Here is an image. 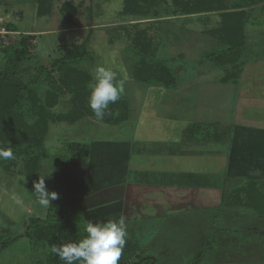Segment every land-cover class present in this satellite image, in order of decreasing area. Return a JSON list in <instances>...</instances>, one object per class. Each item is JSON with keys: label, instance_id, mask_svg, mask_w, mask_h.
Wrapping results in <instances>:
<instances>
[{"label": "crops", "instance_id": "1", "mask_svg": "<svg viewBox=\"0 0 264 264\" xmlns=\"http://www.w3.org/2000/svg\"><path fill=\"white\" fill-rule=\"evenodd\" d=\"M248 14L245 12L244 24ZM178 16L179 26L169 17L156 22L150 18L149 24L159 26L148 28L132 26L133 19L124 18L113 28L83 30L92 56L89 61L117 73V81L124 85L121 96L128 105V119L117 124L83 116L75 123L49 125L48 132L62 122L77 125L88 118L116 133L112 139H92L87 144L84 179L74 174L83 180L78 192L82 193L85 222H102L117 213V219L145 216L140 210L164 219L177 211L221 209L223 192L245 184L250 177L264 178V156H259L257 168L248 166L245 158L249 159V149L264 142L260 138L264 133V28L254 29L251 35L249 29L243 30L244 43L237 53L226 49L221 12ZM143 30L148 37H143ZM219 51L224 55L219 57ZM145 62L147 74L137 73V66L145 72ZM156 63L165 69L153 66ZM93 67L89 68L91 74ZM166 68L175 72V82ZM186 68H193V74L179 76ZM144 76L152 79L143 82ZM69 108L70 96L65 95L53 111L64 113ZM224 128L230 130L227 146L221 139ZM234 144L244 152L233 151ZM16 182L17 178L11 180L8 193L21 199L27 196L26 213L37 211L34 195L24 181ZM107 200L115 206H104Z\"/></svg>", "mask_w": 264, "mask_h": 264}, {"label": "rangeland", "instance_id": "2", "mask_svg": "<svg viewBox=\"0 0 264 264\" xmlns=\"http://www.w3.org/2000/svg\"><path fill=\"white\" fill-rule=\"evenodd\" d=\"M223 1L227 4V10L233 11L231 9L232 0ZM174 2L175 0H156V2L148 4L138 0L137 11L139 13L124 14L122 13L124 0H0V47L13 46L20 39L25 38L26 45L29 46L30 53L34 56L24 65L30 72L28 78L40 65H45L52 72V76H56V67L53 62L62 55L60 46L84 41L87 33L83 30L87 27L106 28L108 26L113 28L124 18L133 19L134 22H131V25L135 27L159 26L149 24L150 18H146L154 11L157 13L156 15H159L153 18L154 22L163 17H169L173 25L179 26L180 16L178 15L188 16L191 14H174L179 11L174 7ZM39 5L45 10L44 15L38 14ZM143 11H147V14L141 16V13L145 14ZM245 12H249L250 16L246 20L243 30L249 29V35H251L256 32L254 29L264 28V23H262L264 21V1L243 9L244 15ZM193 15L197 16L198 13H193ZM259 19L262 22H259ZM123 24L129 25L121 22V25ZM11 25L14 27L9 28ZM156 32L157 30L154 33ZM153 40L157 41V37H153ZM3 56L0 48V68L4 63ZM249 57H255V55L249 54ZM94 64H96L95 61H86L82 66L88 70L94 66V71L96 67ZM103 66L107 67V65ZM119 68L123 70V68ZM193 72V68H186L179 72V76L192 75ZM39 88L41 89V86ZM88 120V118L84 119L77 125H68L62 122L57 128L52 127L49 130L45 145L52 155H57L64 163H61L57 169H53L50 165L52 160L44 162L39 171L38 179L40 176L44 177L49 191L59 192L57 177H59L60 170L66 173L72 171L84 179L87 161L85 158L71 157L70 154H67L66 143L77 141L88 144L92 139H112L116 135L108 126L104 127L99 121H97L100 123L99 125L94 123L96 119ZM124 130L127 133L128 130L126 128ZM224 130L225 134L221 139L224 141L223 145L227 146L230 141L228 140L230 130L226 128ZM260 134L263 136L260 138H264V133ZM254 142L257 143L259 140ZM262 144L249 149V159L245 157L248 160V166L257 168L256 165L260 164L259 156H264V145ZM234 145L233 151L238 148L239 153L244 152L241 146ZM261 169L264 171V167ZM12 170L5 171L0 166V227L7 229L18 238L0 252V264H32L39 254L33 252L28 239L22 235L24 223L31 214L44 216L45 208L35 201L37 211L30 210L32 213L30 211L26 213V208L29 206V203L26 202L27 196L19 198L22 203L18 204L16 197L8 193L7 190H11V180L14 182L15 178H17L16 185L22 180L26 186L29 185L26 174L22 173L21 164ZM3 172L7 173L6 176ZM260 184L261 190L264 192V178L260 179ZM72 196L74 199L77 198L75 194ZM108 197L109 195H106L103 199L106 200ZM104 206L110 208L115 205L107 200ZM80 207L81 202L77 200L74 210L82 211L85 220L84 212ZM220 207L222 208L177 211L173 217L168 216L164 219L159 216H151V212L140 210L141 213H146L145 216L139 215L136 218L123 216L127 225L126 240L135 242L144 254L153 256L156 259L155 264L264 263V212L258 214L247 208L240 209L238 207V209L227 210L223 206ZM118 215L117 213L111 219H117ZM130 215L133 214L130 213ZM84 223L86 222L84 221ZM133 261L134 259H132Z\"/></svg>", "mask_w": 264, "mask_h": 264}, {"label": "trees", "instance_id": "3", "mask_svg": "<svg viewBox=\"0 0 264 264\" xmlns=\"http://www.w3.org/2000/svg\"><path fill=\"white\" fill-rule=\"evenodd\" d=\"M137 1L124 0L122 13L138 14ZM140 1L148 4L156 2V0ZM262 1L264 0H232L233 11L227 10V4L223 0H175L173 5L179 10L174 14L221 12L224 16L222 33L226 39V49L231 52L237 50V53H240L244 43L242 10ZM40 7L38 14L44 15L45 10L42 6ZM143 12L145 14L141 13V16L147 14V11ZM156 14L154 11L146 18L158 17L159 15ZM12 27L14 26H9V28ZM141 34L145 38L148 37L144 30ZM0 48L4 55V63L0 68V147L11 148L15 156L14 160H0V166L5 171H13L14 167L21 164L22 173L26 174L29 181L28 191L34 195L33 181L38 180V173L44 162L52 160L50 165L53 169H57L63 163L57 155H52L46 150L45 136L49 125L58 121L75 123L83 116L95 117L88 104L89 83L93 78L90 71L82 66L83 63L91 60L92 56L87 49V40L62 45L60 46L62 55L53 62L56 67V76H52V72L45 65H40L28 78L30 72L24 65L34 56L31 55L25 38L20 39L13 46L4 45ZM216 53H214L215 57H221L225 52L219 51L218 56ZM234 58L236 57L232 59ZM147 66L148 62H145V72L149 71L146 69ZM153 66L165 69V65L160 63ZM135 69L137 73L147 74L139 66ZM166 71L175 82V72L168 68ZM141 74L137 75L139 79ZM149 77L144 76L142 81L152 79H147ZM65 95L70 96L69 110L64 113L54 112L53 109L59 103L61 96ZM109 110L103 119L99 120L108 124H117L128 119V105L122 96L116 103L109 105ZM65 151L71 157L86 158L89 155V146L79 142H68L65 144ZM59 180L58 199L44 209L45 215L31 214L24 223L22 235L28 239L33 252L39 254L32 264H65V261L60 260L50 251V245L59 244L62 241L78 242L86 235L82 211L74 210L77 200L81 201L82 193L78 192V183L82 184L83 180L75 177L72 172L66 173L61 170ZM77 192L80 196L74 199L72 195ZM34 199L36 200L35 195ZM221 206L227 210L239 207L254 210L258 214L264 212V192L261 190L260 178L250 177L245 184L223 192ZM17 238L18 236L0 227V252L14 243ZM132 259H134L133 262ZM155 262L156 259L149 254H144L135 242L126 240L120 264H155Z\"/></svg>", "mask_w": 264, "mask_h": 264}, {"label": "clouds", "instance_id": "4", "mask_svg": "<svg viewBox=\"0 0 264 264\" xmlns=\"http://www.w3.org/2000/svg\"><path fill=\"white\" fill-rule=\"evenodd\" d=\"M89 83L88 104L95 117L103 119L109 112V105L116 103L124 93L123 82L117 81V73L111 68L98 64ZM11 148L0 147V160H14ZM33 191L37 203L44 208L58 199V193L49 191L44 177L33 181ZM16 202L22 203L19 197ZM86 235L78 242H64L50 245V251L65 264H120L126 245L127 225L123 217L104 222L88 221L84 225Z\"/></svg>", "mask_w": 264, "mask_h": 264}, {"label": "flooded vegetation", "instance_id": "5", "mask_svg": "<svg viewBox=\"0 0 264 264\" xmlns=\"http://www.w3.org/2000/svg\"><path fill=\"white\" fill-rule=\"evenodd\" d=\"M259 264H264V263L261 262V263H259Z\"/></svg>", "mask_w": 264, "mask_h": 264}]
</instances>
